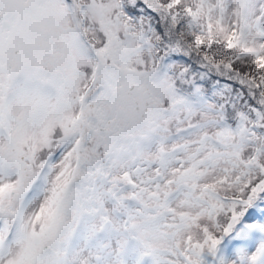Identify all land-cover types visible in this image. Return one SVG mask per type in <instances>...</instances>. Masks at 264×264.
<instances>
[{
    "label": "snow or ice",
    "instance_id": "snow-or-ice-1",
    "mask_svg": "<svg viewBox=\"0 0 264 264\" xmlns=\"http://www.w3.org/2000/svg\"><path fill=\"white\" fill-rule=\"evenodd\" d=\"M0 264H264V0H0Z\"/></svg>",
    "mask_w": 264,
    "mask_h": 264
}]
</instances>
